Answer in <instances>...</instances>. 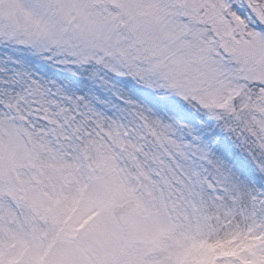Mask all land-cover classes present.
Returning <instances> with one entry per match:
<instances>
[{
  "label": "snow or ice",
  "instance_id": "obj_1",
  "mask_svg": "<svg viewBox=\"0 0 264 264\" xmlns=\"http://www.w3.org/2000/svg\"><path fill=\"white\" fill-rule=\"evenodd\" d=\"M0 264H264V0H0Z\"/></svg>",
  "mask_w": 264,
  "mask_h": 264
}]
</instances>
